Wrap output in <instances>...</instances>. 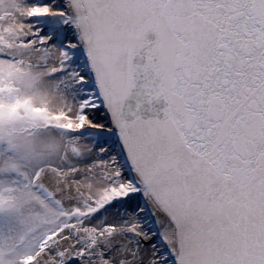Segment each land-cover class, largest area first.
<instances>
[{"label":"snow or ice","instance_id":"obj_1","mask_svg":"<svg viewBox=\"0 0 264 264\" xmlns=\"http://www.w3.org/2000/svg\"><path fill=\"white\" fill-rule=\"evenodd\" d=\"M0 264H264V0H0Z\"/></svg>","mask_w":264,"mask_h":264}]
</instances>
